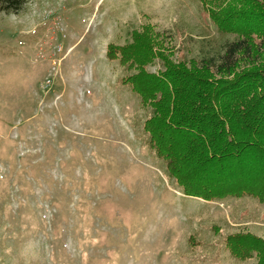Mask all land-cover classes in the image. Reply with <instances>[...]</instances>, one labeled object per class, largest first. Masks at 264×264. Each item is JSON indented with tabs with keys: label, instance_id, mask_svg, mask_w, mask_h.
Segmentation results:
<instances>
[{
	"label": "rangeland",
	"instance_id": "374dc122",
	"mask_svg": "<svg viewBox=\"0 0 264 264\" xmlns=\"http://www.w3.org/2000/svg\"><path fill=\"white\" fill-rule=\"evenodd\" d=\"M150 23L186 57L218 36L198 0H27L0 12V264H256L264 203L185 196L109 43ZM158 70L155 64L147 68Z\"/></svg>",
	"mask_w": 264,
	"mask_h": 264
},
{
	"label": "trees",
	"instance_id": "16d2710c",
	"mask_svg": "<svg viewBox=\"0 0 264 264\" xmlns=\"http://www.w3.org/2000/svg\"><path fill=\"white\" fill-rule=\"evenodd\" d=\"M198 1L218 36H203L195 54L178 57L173 36L147 23L106 57L126 70L121 84L148 112L147 143L185 196L264 203V0ZM26 3L0 0V12ZM227 244L237 260L264 264L262 238L237 232Z\"/></svg>",
	"mask_w": 264,
	"mask_h": 264
}]
</instances>
